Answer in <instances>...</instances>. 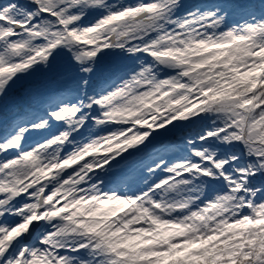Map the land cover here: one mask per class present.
Wrapping results in <instances>:
<instances>
[{"label": "snow or ice", "instance_id": "obj_1", "mask_svg": "<svg viewBox=\"0 0 264 264\" xmlns=\"http://www.w3.org/2000/svg\"><path fill=\"white\" fill-rule=\"evenodd\" d=\"M10 109L0 264H264V0H0Z\"/></svg>", "mask_w": 264, "mask_h": 264}, {"label": "rangeland", "instance_id": "obj_2", "mask_svg": "<svg viewBox=\"0 0 264 264\" xmlns=\"http://www.w3.org/2000/svg\"><path fill=\"white\" fill-rule=\"evenodd\" d=\"M1 114L0 113V118L4 119V120H8V119H11V117L14 115V113L12 114V116H7L5 118L1 117ZM127 174H121L119 172H117L115 175H110L108 177H105L106 180L108 181H114V180H119L120 184H121V187L122 188H127L130 183L133 181V174H131L130 176H127Z\"/></svg>", "mask_w": 264, "mask_h": 264}, {"label": "trees", "instance_id": "obj_3", "mask_svg": "<svg viewBox=\"0 0 264 264\" xmlns=\"http://www.w3.org/2000/svg\"><path fill=\"white\" fill-rule=\"evenodd\" d=\"M14 111H15L14 109H10L7 113H2V114H1V117L5 118V117H7V116H12V114L14 113ZM130 175H131V173H128V174H127V176H130ZM127 176H126V177H127Z\"/></svg>", "mask_w": 264, "mask_h": 264}]
</instances>
